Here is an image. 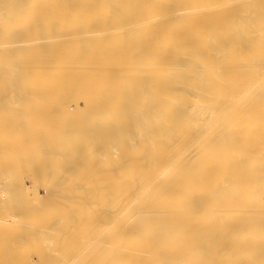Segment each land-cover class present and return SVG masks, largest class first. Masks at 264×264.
<instances>
[{
	"label": "bare ground",
	"instance_id": "6f19581e",
	"mask_svg": "<svg viewBox=\"0 0 264 264\" xmlns=\"http://www.w3.org/2000/svg\"><path fill=\"white\" fill-rule=\"evenodd\" d=\"M0 232V264H264V0H0Z\"/></svg>",
	"mask_w": 264,
	"mask_h": 264
},
{
	"label": "rangeland",
	"instance_id": "374dc122",
	"mask_svg": "<svg viewBox=\"0 0 264 264\" xmlns=\"http://www.w3.org/2000/svg\"><path fill=\"white\" fill-rule=\"evenodd\" d=\"M26 184L28 185L29 182L26 181ZM16 225H19V224H16V223H15V224H12V226H11V228L14 227V228H13L14 230L12 229L13 232H14V231H18V232H19V229L16 227ZM9 226H10V225H9ZM4 228H5V227H4ZM4 228H1V229H4ZM11 228L9 227L10 230H11ZM16 228H17V230H16ZM9 229H6V230L4 229V231H7V230H9ZM10 230H9V232H10ZM1 231L4 233L3 230H1ZM9 232H7V233L5 232V234H8ZM11 233H12V231L10 232V234H11ZM10 234H9V236H12V234H11V235H10ZM14 234H15V233H14ZM15 235H16V234H15ZM15 235H14V236H15ZM18 235H19V234H18ZM18 235H17V236H18ZM1 236H2V238L6 237V235H4V234L1 235V232H0V239H2ZM11 238H13V240H14L16 237H11ZM11 238L9 237V239H7V237H6V241H9V240H10L9 242H7V244L10 243L12 246H10V245L8 246L7 244H5V243L3 242V241L5 240V238H4L3 241L0 240V241H1V242H0V246H1V243H2V244H5V245H3V246H5V247L8 246V248H10V247L12 248V247H15V245H17V247H16L17 250H18V248L20 249V247H21L20 245H21V244H20V245H19V244H12L13 242L15 243V240H14V241H13V240L11 241ZM6 245H7V246H6ZM1 247H2V246H1ZM3 248H4V247H3ZM16 248H15V250H16ZM21 248H22V247H21ZM0 249H1V248H0ZM4 249H5V248H4ZM4 249H3V250H4ZM5 250H7V248H6ZM8 250H12V249H8ZM13 250H14V248H13ZM17 250H16V251H17ZM44 250H45V249H43V251H44ZM36 251H38V250L36 249ZM45 251H47V249H46Z\"/></svg>",
	"mask_w": 264,
	"mask_h": 264
}]
</instances>
